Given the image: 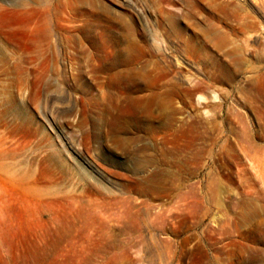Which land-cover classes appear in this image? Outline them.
Here are the masks:
<instances>
[{
    "label": "rangeland",
    "instance_id": "obj_1",
    "mask_svg": "<svg viewBox=\"0 0 264 264\" xmlns=\"http://www.w3.org/2000/svg\"><path fill=\"white\" fill-rule=\"evenodd\" d=\"M0 264H264V0H0Z\"/></svg>",
    "mask_w": 264,
    "mask_h": 264
},
{
    "label": "bare ground",
    "instance_id": "obj_2",
    "mask_svg": "<svg viewBox=\"0 0 264 264\" xmlns=\"http://www.w3.org/2000/svg\"><path fill=\"white\" fill-rule=\"evenodd\" d=\"M139 46H140V45H139ZM166 50H167V49H166ZM142 62H143V61H142ZM158 62H159V61H158ZM152 66H153V65H152ZM95 72H96V71H95ZM173 77H174V76H173ZM141 84H142V83H141ZM97 114H98V113H97ZM97 114H96V115H97ZM105 115H107V114H105Z\"/></svg>",
    "mask_w": 264,
    "mask_h": 264
}]
</instances>
